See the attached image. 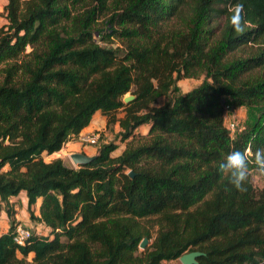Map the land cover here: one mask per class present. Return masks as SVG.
<instances>
[{"label":"trees","instance_id":"16d2710c","mask_svg":"<svg viewBox=\"0 0 264 264\" xmlns=\"http://www.w3.org/2000/svg\"><path fill=\"white\" fill-rule=\"evenodd\" d=\"M4 14L0 264H165L194 251L198 264H264V188L251 178L264 148V0H7ZM227 107L256 119L232 136ZM98 111L120 128V154L109 142L77 168L45 161ZM237 149L244 191L219 168ZM21 192L49 229L25 246L10 207Z\"/></svg>","mask_w":264,"mask_h":264},{"label":"rangeland","instance_id":"374dc122","mask_svg":"<svg viewBox=\"0 0 264 264\" xmlns=\"http://www.w3.org/2000/svg\"><path fill=\"white\" fill-rule=\"evenodd\" d=\"M7 0H0V27H2L6 22L5 14H4V7L6 5ZM204 80V76L199 77H190L180 80L176 86V92L173 94V97L182 95L187 93L188 91L192 90L193 88L199 86ZM131 94L128 93L125 97L130 96ZM257 109L256 108H249V107H241L235 113L230 112L226 117V123L229 124L231 121L237 122L238 129L234 136H236L241 131L248 129L251 127L253 122L257 116ZM100 118V117H99ZM103 119V118H102ZM100 118V120H102ZM230 120V121H229ZM96 121V119H95ZM120 128L117 125L108 126L107 121L105 126H102L98 130L91 131L85 134H96L99 136L98 143L96 145H89L84 144L83 146H92L91 151L97 153L100 145L109 142H116L118 145V149L113 153V155H118L123 151L126 147V143L122 142L119 137ZM139 132L143 133L144 128L139 129ZM80 135V134H79ZM65 155V154H64ZM46 160H50L47 154L44 157ZM67 166L77 168L78 166L75 165L72 160H69L68 156L65 155V162ZM251 178L254 186L257 189L264 188V172L255 168L251 171ZM21 215V214H20ZM31 220V219H30ZM153 242V238L149 240L147 246H149ZM142 250V249H141ZM165 264H183L180 259L174 260L171 262H164Z\"/></svg>","mask_w":264,"mask_h":264},{"label":"crops","instance_id":"0c3cea01","mask_svg":"<svg viewBox=\"0 0 264 264\" xmlns=\"http://www.w3.org/2000/svg\"><path fill=\"white\" fill-rule=\"evenodd\" d=\"M164 101H165L164 97H161L159 99V102L161 104ZM237 110H234L232 113H235ZM99 117L103 119L100 120ZM106 121H107L106 117L100 111H98L94 115L90 125L86 127L85 129H83L80 134H85V133H89L94 130H98L102 126H105ZM141 128H144V132L141 133L139 132V130L138 132L141 134H145L148 128L145 126ZM83 145L84 144L78 140V137H73L66 144H64V146L62 147L60 151L55 152L51 155H48L50 160H46L45 158L44 159L45 161H52L54 159L59 158L65 162V155L68 156L69 160H71L70 156L76 153H82L89 157L96 155V153L93 152V150L91 151L92 146H83ZM43 156L45 157V154H43ZM40 204H41V200H38L37 204L33 207L35 215L37 217H40V213H39ZM10 207L15 211V219L20 225L29 227L33 232H35L38 235H47V233L49 232V229L43 223L34 222L30 220V214L28 212V202H27V197H26L25 192H21L18 196L10 198ZM9 228H10V219L7 215L6 207L3 204L2 209L0 211V236L7 233L9 231ZM31 258H32V255L29 256V259Z\"/></svg>","mask_w":264,"mask_h":264},{"label":"clouds","instance_id":"9594fccd","mask_svg":"<svg viewBox=\"0 0 264 264\" xmlns=\"http://www.w3.org/2000/svg\"><path fill=\"white\" fill-rule=\"evenodd\" d=\"M254 161L259 171L264 172V148H257ZM231 185L238 191L246 190V181L249 174L248 156L241 150H233L226 154L219 164Z\"/></svg>","mask_w":264,"mask_h":264},{"label":"built area","instance_id":"2783aa9c","mask_svg":"<svg viewBox=\"0 0 264 264\" xmlns=\"http://www.w3.org/2000/svg\"><path fill=\"white\" fill-rule=\"evenodd\" d=\"M227 108H228V114L232 112L229 109V107ZM225 125L229 129L231 135L234 136V134L236 133L238 129L237 122L231 121L229 124H227L225 121ZM78 140L83 144H89L93 146L98 143L99 136L96 134H80L78 136ZM31 235H32V230L29 227L19 224L16 226L13 240L16 244L20 246H25L28 243L29 239L31 238Z\"/></svg>","mask_w":264,"mask_h":264},{"label":"water","instance_id":"95a60500","mask_svg":"<svg viewBox=\"0 0 264 264\" xmlns=\"http://www.w3.org/2000/svg\"><path fill=\"white\" fill-rule=\"evenodd\" d=\"M134 98V96L130 95V96H127V97H124V101L125 102H129L130 100H132ZM72 162L79 166V165H85L87 163H89L91 160H93L95 158V156H87L85 154H82V153H76V154H72L70 156ZM130 177H133L134 176V173L133 172H130ZM149 243V239L147 237H145L140 245H139V248L144 250L147 245ZM202 255L201 252L199 251H194V252H190V253H187V254H184L183 256H181L179 259L182 261L183 264H198L197 262V259Z\"/></svg>","mask_w":264,"mask_h":264}]
</instances>
